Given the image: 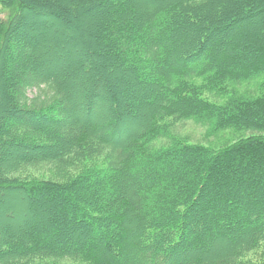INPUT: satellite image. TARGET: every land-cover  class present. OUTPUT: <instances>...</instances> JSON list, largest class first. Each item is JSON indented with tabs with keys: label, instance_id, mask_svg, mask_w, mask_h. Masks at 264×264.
Masks as SVG:
<instances>
[{
	"label": "trees",
	"instance_id": "obj_1",
	"mask_svg": "<svg viewBox=\"0 0 264 264\" xmlns=\"http://www.w3.org/2000/svg\"><path fill=\"white\" fill-rule=\"evenodd\" d=\"M0 264H264V0H0Z\"/></svg>",
	"mask_w": 264,
	"mask_h": 264
},
{
	"label": "rangeland",
	"instance_id": "obj_2",
	"mask_svg": "<svg viewBox=\"0 0 264 264\" xmlns=\"http://www.w3.org/2000/svg\"><path fill=\"white\" fill-rule=\"evenodd\" d=\"M261 19V18H260ZM259 19V20H260ZM88 24V23H87ZM87 28V26H86ZM90 29V25L89 27L87 28V30ZM235 28H232L231 30H229V32H232ZM238 30V29H235V31ZM87 32V31H86ZM87 34V33H85ZM82 38V36H80ZM84 38H85V35H84ZM84 38H82V41L85 42ZM82 42V43H83ZM92 48H94V46H92ZM78 53V52H77ZM90 58L93 59L92 55H90L89 57L85 58V60L89 61ZM84 60V61H85ZM75 64L74 61H72V64ZM104 63V62H103ZM106 66V70H110V71H120L121 68L117 65L115 66H110L106 63H104ZM101 66H103V64H101ZM111 69H114V70H111ZM115 75V74H114ZM112 74V76H114ZM132 84V83H131ZM130 83H125L124 85H122V89H123V93H124V101H129L130 100V97H136V95L139 94L138 92V89L133 87ZM126 91V92H125ZM37 91L35 90H32L30 93H29V96L30 97H34L36 95ZM123 105V104H122ZM200 126V125H199ZM197 126V124H194L192 122L190 123H187L186 125L182 126V127H179L178 130H176V134L183 137V138H186L192 142H195V143H203L205 145H209V146H212V147H218L220 145L224 146V145H227L228 143H231L233 142L236 138H234L232 136V132H224L220 138H215V137H209L206 135V131L202 128V126ZM128 129L125 127V129H122V131L126 132ZM215 147V148H216Z\"/></svg>",
	"mask_w": 264,
	"mask_h": 264
}]
</instances>
